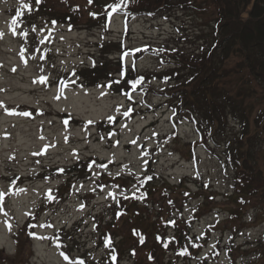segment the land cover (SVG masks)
<instances>
[{"label":"rangeland","instance_id":"1","mask_svg":"<svg viewBox=\"0 0 264 264\" xmlns=\"http://www.w3.org/2000/svg\"><path fill=\"white\" fill-rule=\"evenodd\" d=\"M50 2L57 10L68 11L72 6L82 11L87 6L85 0ZM32 4V0H0V264H72L52 233L55 226H70L83 219L89 212L84 207L87 200H91L89 206L103 207L114 184L107 176L97 182L100 170L108 174L128 168L141 171L148 158H153L156 173L166 176L171 185L181 180L189 188L187 196L180 188L174 195H161L164 202L183 203L186 216L202 206L190 228L191 235L198 237L212 229L210 239L203 241L202 253L208 255L214 243L226 244L218 258L191 264H245L258 257V250H249L264 236V217L257 204L244 210L243 220L227 218L230 201L226 197L234 186L235 168L226 157V136H218L217 141L198 139L191 118L174 115L172 103L164 101V87L169 82L154 76L177 62L164 50L191 53L213 43L218 30L208 0H185L158 13L132 18L116 13L105 27L89 25L84 16L72 25L48 24L30 10ZM119 38L125 43L124 50L114 42ZM145 45L151 47L133 51ZM152 45L159 50H152ZM121 51L129 53L124 57L122 52L124 65H136L137 70L153 74L144 91L131 92L135 111L128 120L124 113L130 99L117 87L75 82L67 74L96 60L115 63ZM237 79H232L233 84ZM119 113L116 129L100 131L98 121ZM231 122L228 135L238 129L233 125L236 120L231 118ZM89 154L97 155L98 162H92L88 170L80 163L73 177L49 175L47 170L39 173L53 164H75ZM20 177L25 182L16 184ZM55 192L53 205L36 223L28 243L18 250L17 233L24 219L39 200ZM90 217L83 222L76 242L93 252L96 230L94 217ZM139 223L144 227L151 224Z\"/></svg>","mask_w":264,"mask_h":264},{"label":"trees","instance_id":"2","mask_svg":"<svg viewBox=\"0 0 264 264\" xmlns=\"http://www.w3.org/2000/svg\"><path fill=\"white\" fill-rule=\"evenodd\" d=\"M32 1L30 10L36 12L37 17L42 16L48 24L72 25L76 19L84 16L89 25L104 27L115 12L127 17L155 14L185 2L85 0L87 6L82 11L72 6L67 11L63 8L57 10L48 0ZM112 4L119 7L113 11L110 7ZM208 7L214 13L218 30L213 43L191 53L164 50L177 62L155 74L169 82L170 85L165 86L163 91L165 99L172 103L176 113L194 119L201 139L217 141L218 136H226V157L235 168L234 186L226 197L230 201L227 218L233 222L243 220L244 210L255 204L264 217V156H261L264 155L261 154L264 152V0H208ZM120 45V49L124 50L123 44ZM149 47H139L135 52ZM152 50L159 48L154 46ZM107 62L96 60L92 65L84 64L74 68L70 75L76 82H108L126 95L132 91H144L147 88L145 82L153 75L134 66L123 65L121 56L115 63ZM234 77L238 78L235 84L232 82ZM133 80L141 82L133 85ZM132 107L133 104L126 107L128 118L135 111ZM231 118L236 120L233 125L238 129L228 135ZM119 121V118L100 120L97 125L101 131L107 132ZM96 159L95 155L90 154L73 165L53 164L45 171L48 170L50 175L61 173L66 178L73 177L72 173L80 163L87 165L84 168L88 170ZM105 176L114 184L112 197L102 209L90 211L96 230L94 245H101L104 250L99 256H95L94 252L89 254L85 244L81 246L76 242L80 232L76 225L67 229L63 225L54 233L70 259L81 264H137L147 260L151 264L205 262L207 256L202 254V243L208 238L209 231H204L205 235L200 237L190 235L191 221L189 218L186 220V215L182 213L184 204L164 202L161 198V195H170L178 188L185 189L187 196L190 191L185 182L179 180L177 185H171L166 176L156 173L150 162L142 171L125 170L111 175L100 173L96 180L101 181ZM45 205L37 206L36 213H31L19 228L16 241L18 250L31 239L35 222ZM201 208L199 206L197 212L189 216H199ZM143 221H150L151 224L144 227L139 223ZM251 245L249 250H258L259 256L245 264H264V236ZM75 246L79 249L74 250ZM218 251L213 247L209 255L217 257Z\"/></svg>","mask_w":264,"mask_h":264},{"label":"snow or ice","instance_id":"3","mask_svg":"<svg viewBox=\"0 0 264 264\" xmlns=\"http://www.w3.org/2000/svg\"><path fill=\"white\" fill-rule=\"evenodd\" d=\"M90 2H91V0H90ZM25 7H28V5H24ZM110 7L113 9V11H115L118 7H119V5H117V4H112V5H110ZM93 15H95V13H93ZM13 23H15V21H13ZM129 55V53L128 52H124L123 53V56L124 57H127ZM46 78L45 77H41V80L43 81V80H45ZM143 78H141V80H142ZM141 80H133L132 81V83H133V85H136V84H139L140 82H141ZM24 115H28V113H24ZM169 223H172V224H174L175 223V221H169ZM109 243H110V240H109ZM114 259H115V257H113Z\"/></svg>","mask_w":264,"mask_h":264}]
</instances>
